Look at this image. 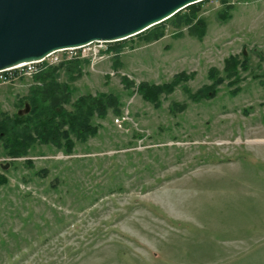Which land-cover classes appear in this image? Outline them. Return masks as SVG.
<instances>
[{"label":"rangeland","instance_id":"374dc122","mask_svg":"<svg viewBox=\"0 0 264 264\" xmlns=\"http://www.w3.org/2000/svg\"><path fill=\"white\" fill-rule=\"evenodd\" d=\"M165 26L73 77L57 69L69 110L83 94L121 99V114L94 118L96 136H73L70 153L38 143L18 159L0 141V264H264V0H204L192 24ZM231 56L238 81L192 99ZM183 73L159 106L136 90ZM36 76L0 83V119L24 112Z\"/></svg>","mask_w":264,"mask_h":264},{"label":"trees","instance_id":"16d2710c","mask_svg":"<svg viewBox=\"0 0 264 264\" xmlns=\"http://www.w3.org/2000/svg\"><path fill=\"white\" fill-rule=\"evenodd\" d=\"M201 2L189 5L169 19L137 35L141 40L149 42L164 35L167 21L176 27L192 24L201 9ZM227 8L231 6L228 5ZM219 17L227 20L230 17L229 12H221ZM203 24V21L195 24L200 34L204 31ZM125 40L107 42L110 43L108 51L119 52L124 47ZM84 61H90V59L77 58L41 72L36 76L38 84L34 85L24 98V112H17L12 116L1 112L0 141L9 157L12 159L27 157L33 146L38 143L51 144L70 153L75 146L73 136L79 141L86 142L98 134L102 125L94 122L95 117L104 118L110 111L116 115L121 114L123 103L119 96L113 93L83 94L73 102V109L69 110L65 107V104L70 101L71 90L67 83L58 81L56 71L61 67H66L67 74L73 77V72L79 70L80 64ZM240 64L241 61L236 56L227 58L224 76L216 68H211L209 78L213 80L212 84L191 93L192 99L199 101L214 96L217 86L229 78L232 84L237 82L240 78L238 73ZM185 79L187 77L183 73L161 84L141 82L136 90L144 99L159 106L161 95L172 93L176 86ZM123 81L128 87L134 84L127 76L123 77ZM181 106L184 108L183 105ZM27 162L30 164V159ZM7 182L8 177L0 171V187L6 185Z\"/></svg>","mask_w":264,"mask_h":264},{"label":"water","instance_id":"95a60500","mask_svg":"<svg viewBox=\"0 0 264 264\" xmlns=\"http://www.w3.org/2000/svg\"><path fill=\"white\" fill-rule=\"evenodd\" d=\"M203 0H0V70L94 41L115 42Z\"/></svg>","mask_w":264,"mask_h":264},{"label":"built area","instance_id":"2783aa9c","mask_svg":"<svg viewBox=\"0 0 264 264\" xmlns=\"http://www.w3.org/2000/svg\"><path fill=\"white\" fill-rule=\"evenodd\" d=\"M104 42L105 41H94L77 47L59 49L49 53L42 59L26 61L13 67L2 69L0 70V83H9L15 81L17 78L38 75L44 71L45 63L59 65L63 62H68L77 58H88L92 61L99 60L103 58L104 53L108 51L107 48L104 51L100 48ZM92 44L97 45L96 48L91 49L90 46Z\"/></svg>","mask_w":264,"mask_h":264}]
</instances>
